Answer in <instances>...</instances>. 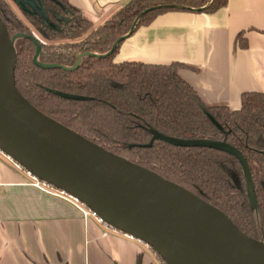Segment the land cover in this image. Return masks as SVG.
<instances>
[{
	"label": "trees",
	"instance_id": "trees-1",
	"mask_svg": "<svg viewBox=\"0 0 264 264\" xmlns=\"http://www.w3.org/2000/svg\"><path fill=\"white\" fill-rule=\"evenodd\" d=\"M60 1L62 6L45 2L51 25L36 14L24 16L45 41L38 40V62L64 67L36 64L33 41L15 38L18 91L45 115L195 193L228 215L242 232L264 242V91L241 93L238 108L208 104L180 76V68L189 67L183 63L114 61L121 38L134 23L133 31L163 12H212L227 0H128L117 17L78 42L65 40L88 32L92 21L68 0ZM0 16L9 33L32 34L11 17L2 0ZM81 53L85 55L75 65ZM49 89L86 98L60 97ZM149 128L173 137L222 140L238 148L250 169L253 198L236 157L214 148L178 146L160 139L147 146Z\"/></svg>",
	"mask_w": 264,
	"mask_h": 264
},
{
	"label": "water",
	"instance_id": "water-1",
	"mask_svg": "<svg viewBox=\"0 0 264 264\" xmlns=\"http://www.w3.org/2000/svg\"><path fill=\"white\" fill-rule=\"evenodd\" d=\"M27 1L32 13L51 25L42 0ZM134 25L121 39L133 31ZM17 37L33 41L36 64L64 67L39 63L40 44L36 34L9 33L0 16L2 153L37 179L75 197L108 226L146 244L164 264H264V242L242 232L219 208L35 108L15 85L13 43ZM83 55H77L75 65ZM49 90L60 97L86 98ZM148 131L151 139L147 146L160 139L173 145L209 147L233 155L242 166L248 193L253 198L250 169L238 148L222 140L173 137L152 128Z\"/></svg>",
	"mask_w": 264,
	"mask_h": 264
},
{
	"label": "crops",
	"instance_id": "crops-1",
	"mask_svg": "<svg viewBox=\"0 0 264 264\" xmlns=\"http://www.w3.org/2000/svg\"><path fill=\"white\" fill-rule=\"evenodd\" d=\"M126 1L68 0L95 27ZM114 61L183 63L189 67L179 74L202 101L238 108L241 93L264 91V0L160 13L122 39ZM0 264L164 263L146 244L105 233L69 201L32 185L0 153Z\"/></svg>",
	"mask_w": 264,
	"mask_h": 264
},
{
	"label": "built area",
	"instance_id": "built-area-1",
	"mask_svg": "<svg viewBox=\"0 0 264 264\" xmlns=\"http://www.w3.org/2000/svg\"><path fill=\"white\" fill-rule=\"evenodd\" d=\"M0 153L6 157V159L11 162L14 166H16L18 169H21L29 178V181L32 185L38 187L39 189H42L50 194H53L57 197H60L64 200L69 201L70 203H72L73 205H75L84 216H89V217H93L104 229H105V233L107 232H113L115 234L121 235L124 238L127 239H131V240H135V241H139L138 239H135L134 237H132L129 234L123 233L119 230H116L110 226H108L105 222H103V220L97 216L95 214V212L91 211L90 209H88L84 204H82L79 200H77L75 197H72L68 194H66L65 192L58 190L56 188L51 187L50 185L46 184L45 182L37 179L35 176H33L32 174H30L28 171H26L25 169L21 168L15 161H13L9 156L5 155L4 153H2L0 151ZM141 242V241H139Z\"/></svg>",
	"mask_w": 264,
	"mask_h": 264
},
{
	"label": "rangeland",
	"instance_id": "rangeland-1",
	"mask_svg": "<svg viewBox=\"0 0 264 264\" xmlns=\"http://www.w3.org/2000/svg\"><path fill=\"white\" fill-rule=\"evenodd\" d=\"M4 1L6 4H7V9L9 10L10 12V15L12 18H14L15 20H18V21H21L22 23H24L31 31H33L37 36L38 38L42 41V42H45L41 36L37 33V31L33 28V26L28 22V20L26 19V17L24 16V14L22 13V10L17 6V4L12 1V0H2ZM123 8H119L112 16H110L108 19H106L102 24L104 23H107L109 22L111 19H113L112 17H117V13L122 10ZM100 26V25H99ZM95 28V25H94V22H91V27L89 29L88 32H86L85 34H83L82 36L74 39V40H71V39H67L65 41L67 42H72V41H82L84 40L85 38H87L88 36V33L91 32L92 30H94ZM60 43V42H59ZM62 43H64V41H62ZM85 55V54H84ZM157 255V254H156ZM158 256V255H157Z\"/></svg>",
	"mask_w": 264,
	"mask_h": 264
},
{
	"label": "flooded vegetation",
	"instance_id": "flooded-vegetation-1",
	"mask_svg": "<svg viewBox=\"0 0 264 264\" xmlns=\"http://www.w3.org/2000/svg\"><path fill=\"white\" fill-rule=\"evenodd\" d=\"M12 1H14L15 3H16V0H12ZM47 1H52V2H54V3H56L57 5H60V6H62L63 5V3H62V1H60V0H42V2H43V6H44V9L46 10V6H45V2H47ZM17 4V6L22 10V13L24 14V13H29V14H31V15H35L34 13H32V10H31V8H30V4H29V2L27 1V0H19V4L18 3H16ZM55 16H57L58 17V15L57 14H55ZM29 22V21H28ZM30 23V22H29ZM32 33H34L33 31H31ZM37 36V35H36ZM38 37V36H37Z\"/></svg>",
	"mask_w": 264,
	"mask_h": 264
}]
</instances>
